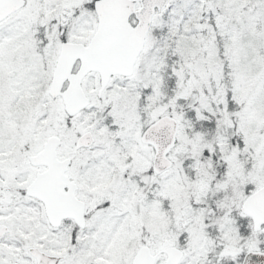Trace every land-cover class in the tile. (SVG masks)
Masks as SVG:
<instances>
[{
	"label": "snow or ice",
	"instance_id": "snow-or-ice-1",
	"mask_svg": "<svg viewBox=\"0 0 264 264\" xmlns=\"http://www.w3.org/2000/svg\"><path fill=\"white\" fill-rule=\"evenodd\" d=\"M0 264H264V0H0Z\"/></svg>",
	"mask_w": 264,
	"mask_h": 264
}]
</instances>
